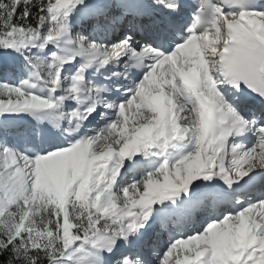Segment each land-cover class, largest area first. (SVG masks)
<instances>
[{"label":"snow or ice","instance_id":"1","mask_svg":"<svg viewBox=\"0 0 264 264\" xmlns=\"http://www.w3.org/2000/svg\"><path fill=\"white\" fill-rule=\"evenodd\" d=\"M0 264H264V0H0Z\"/></svg>","mask_w":264,"mask_h":264},{"label":"bare ground","instance_id":"2","mask_svg":"<svg viewBox=\"0 0 264 264\" xmlns=\"http://www.w3.org/2000/svg\"><path fill=\"white\" fill-rule=\"evenodd\" d=\"M165 239H166V237H165Z\"/></svg>","mask_w":264,"mask_h":264}]
</instances>
